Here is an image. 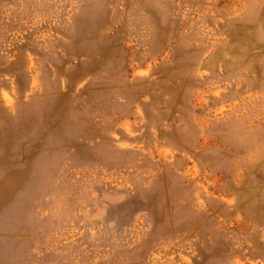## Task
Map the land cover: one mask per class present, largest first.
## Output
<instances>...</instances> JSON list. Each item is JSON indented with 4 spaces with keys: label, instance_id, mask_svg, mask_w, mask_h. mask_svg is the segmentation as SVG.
I'll use <instances>...</instances> for the list:
<instances>
[{
    "label": "rangeland",
    "instance_id": "1",
    "mask_svg": "<svg viewBox=\"0 0 264 264\" xmlns=\"http://www.w3.org/2000/svg\"><path fill=\"white\" fill-rule=\"evenodd\" d=\"M0 264H264V0H0Z\"/></svg>",
    "mask_w": 264,
    "mask_h": 264
}]
</instances>
